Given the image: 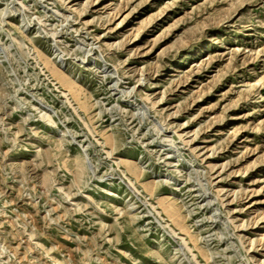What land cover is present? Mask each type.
Returning <instances> with one entry per match:
<instances>
[{
	"label": "rangeland",
	"instance_id": "obj_1",
	"mask_svg": "<svg viewBox=\"0 0 264 264\" xmlns=\"http://www.w3.org/2000/svg\"><path fill=\"white\" fill-rule=\"evenodd\" d=\"M0 264H264V0H0Z\"/></svg>",
	"mask_w": 264,
	"mask_h": 264
}]
</instances>
